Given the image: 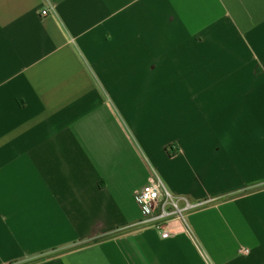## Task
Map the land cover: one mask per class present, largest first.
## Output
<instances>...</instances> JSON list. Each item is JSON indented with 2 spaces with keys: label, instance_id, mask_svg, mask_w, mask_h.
Returning <instances> with one entry per match:
<instances>
[{
  "label": "crops",
  "instance_id": "1",
  "mask_svg": "<svg viewBox=\"0 0 264 264\" xmlns=\"http://www.w3.org/2000/svg\"><path fill=\"white\" fill-rule=\"evenodd\" d=\"M0 264H264V0H0Z\"/></svg>",
  "mask_w": 264,
  "mask_h": 264
},
{
  "label": "built area",
  "instance_id": "2",
  "mask_svg": "<svg viewBox=\"0 0 264 264\" xmlns=\"http://www.w3.org/2000/svg\"><path fill=\"white\" fill-rule=\"evenodd\" d=\"M42 14L47 15L48 10H44ZM137 199L146 215L144 222L160 230L163 239L170 237L169 229H164L170 226L171 218L184 219L186 212L200 206L171 194L156 173L149 178L148 183L139 192ZM248 252L247 249L240 251L243 255L248 254Z\"/></svg>",
  "mask_w": 264,
  "mask_h": 264
}]
</instances>
